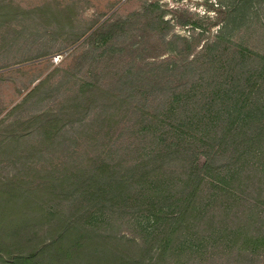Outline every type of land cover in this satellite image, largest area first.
I'll list each match as a JSON object with an SVG mask.
<instances>
[{
    "label": "trees",
    "instance_id": "obj_1",
    "mask_svg": "<svg viewBox=\"0 0 264 264\" xmlns=\"http://www.w3.org/2000/svg\"><path fill=\"white\" fill-rule=\"evenodd\" d=\"M146 11L165 40V13ZM216 13V40L191 61L169 40L158 71L133 63L112 88L77 80L62 98L66 79L54 107L0 124V264H264V0ZM243 30L256 48L234 39Z\"/></svg>",
    "mask_w": 264,
    "mask_h": 264
},
{
    "label": "rangeland",
    "instance_id": "obj_2",
    "mask_svg": "<svg viewBox=\"0 0 264 264\" xmlns=\"http://www.w3.org/2000/svg\"><path fill=\"white\" fill-rule=\"evenodd\" d=\"M220 1L224 0H0V7L4 6L0 10L1 126L54 107L62 97L54 88L66 79L70 78L61 86V93L66 94L62 98L73 95L81 83L76 84L77 80H97L102 87L112 88L133 63L136 68L149 63L158 71L161 63L174 59L167 52L165 42L169 40L183 54L189 51L187 61H191L216 40L219 26L214 24ZM146 9L150 18L165 13V40L161 39L163 32L158 34L148 24ZM118 19H130L132 23L119 42L105 45L100 37L90 39L101 25ZM255 37L252 31L243 30L234 39L256 48ZM175 60L181 64L185 58L178 56ZM42 83L41 91L32 94ZM91 119L83 127L75 125L78 129L74 138L85 134L76 140L83 152L96 142L85 127ZM105 131H94L99 143L106 140L102 137ZM50 160L61 159L51 156ZM2 162L6 163V157H0ZM2 173L6 175V168ZM122 231L130 236L135 228Z\"/></svg>",
    "mask_w": 264,
    "mask_h": 264
}]
</instances>
